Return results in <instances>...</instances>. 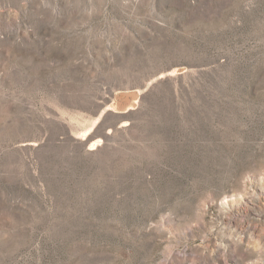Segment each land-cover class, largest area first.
Wrapping results in <instances>:
<instances>
[{"label":"rangeland","instance_id":"374dc122","mask_svg":"<svg viewBox=\"0 0 264 264\" xmlns=\"http://www.w3.org/2000/svg\"><path fill=\"white\" fill-rule=\"evenodd\" d=\"M0 264H264V0H0Z\"/></svg>","mask_w":264,"mask_h":264}]
</instances>
